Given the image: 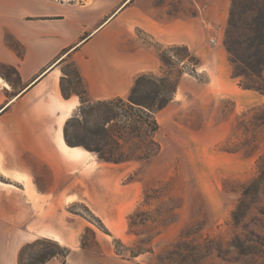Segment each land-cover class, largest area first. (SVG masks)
I'll use <instances>...</instances> for the list:
<instances>
[{"label":"crops","instance_id":"crops-1","mask_svg":"<svg viewBox=\"0 0 264 264\" xmlns=\"http://www.w3.org/2000/svg\"><path fill=\"white\" fill-rule=\"evenodd\" d=\"M171 1L0 0V63L14 66L19 77L15 86L0 73V176L6 180L0 181V264H18L21 248L41 238L71 250L45 264H123L98 232L94 247L82 246L89 225L67 212L74 202L88 205L122 240L134 239L126 228L141 190L121 179L135 166L65 141V124L81 103L76 93L63 95L68 64L91 101L126 98L139 75L163 72L160 45H187L200 58L198 72L209 78L181 74L174 99L156 114L160 127L181 134L213 129L222 98L237 108L263 101L231 76L217 31L205 26L207 14L189 13L186 0Z\"/></svg>","mask_w":264,"mask_h":264},{"label":"rangeland","instance_id":"rangeland-1","mask_svg":"<svg viewBox=\"0 0 264 264\" xmlns=\"http://www.w3.org/2000/svg\"><path fill=\"white\" fill-rule=\"evenodd\" d=\"M186 2L189 13L207 14L205 26L217 31L231 76L261 94L263 101L237 108L232 99L222 98L213 129L181 134L162 126L154 136L150 111L129 105L127 98L84 104L65 124L68 137L97 149L93 153L98 156L135 166L121 179L123 184L138 183L141 190L126 228L134 239L114 235L83 202L69 204L67 212L88 222L84 245L94 247L98 232L112 241L123 264H264V0ZM220 13L226 15L225 22L217 19ZM173 53L176 57L156 73L171 83L183 74V67L191 68L181 62L184 50ZM65 70V93L82 92L75 66L68 64ZM0 73L18 85L13 70L0 65ZM0 181L6 180L0 176ZM54 249L50 242H39L23 252V261L29 264L42 251Z\"/></svg>","mask_w":264,"mask_h":264},{"label":"trees","instance_id":"trees-1","mask_svg":"<svg viewBox=\"0 0 264 264\" xmlns=\"http://www.w3.org/2000/svg\"><path fill=\"white\" fill-rule=\"evenodd\" d=\"M179 50L185 51V55L182 58L181 62L183 64L189 65L191 67L189 70H187L186 67H183L182 73H189V74L195 75L197 78H199L201 80H205V79L209 78L207 75L204 78L201 77V74L198 72V67L200 65V58L198 56L194 55L193 53H191L188 46L184 45V44H173V45L168 46L167 48L161 47V45L159 46V55H160V59H161L162 64H163V68L169 64V60L171 61V57H176V55L173 52L179 51ZM168 55H170V59H169ZM0 65L13 70L16 74L18 73L14 66L1 64V63H0ZM1 74L5 78L9 79L8 76L3 75V73H1ZM67 75H68V73H67ZM77 76H78L79 80L82 82L78 70H77ZM145 84H150L149 86H147V89L145 88L146 87ZM239 85L245 89H252L248 86L244 87L241 84H239ZM177 88H178V79L171 83V80L168 78V76L159 77L155 73H143L137 77V79H136V81H135V83L131 89L130 94L126 97L128 99L129 105H131V106L137 105L140 108L148 109L150 111V113L152 115L151 116V122H152L151 126H152L153 136L159 130V127H160L159 122H158L157 117H156V114L159 110L164 108L166 105H168L174 99L175 93L177 92ZM62 89H63V95L65 97L68 96L65 93V90L63 87H62ZM257 90L261 91L260 89H257ZM76 94L80 97V101H81L80 106L78 107V110L81 109V107L84 104L89 103L91 101L86 95L85 88L83 89L82 92L76 93ZM124 99L125 98H115V100H120V101L124 100ZM100 101H108V100H100ZM109 101H113V99H111ZM76 112L70 119L77 116ZM69 120L67 121L66 125L68 124ZM64 136H65L66 143L70 146H84L85 148H87L91 152L98 151L97 149L91 148V146H89L87 144L72 141L68 137L66 126H65ZM155 143H158V142H155ZM157 145H158V149H160V144L158 143ZM98 157L104 161H107V162H115V163L121 162L120 160H114V159L106 158L103 155H99ZM88 210L91 214H93V212L89 208H88ZM108 233H110V232L108 231ZM43 241L44 242H50V243L54 244L55 249L54 250H46L45 252L42 251L29 264H45L52 257H59V256H61L63 259H65L66 256L71 251L68 247L61 246V244L58 243L57 241H54L51 239H38L32 243L26 244L25 246H23L21 248V250L19 252L18 264H25L23 261V252L28 247H34L37 245V243L43 242ZM81 244L83 246H86V245H84L83 241L81 242Z\"/></svg>","mask_w":264,"mask_h":264},{"label":"built area","instance_id":"built-area-1","mask_svg":"<svg viewBox=\"0 0 264 264\" xmlns=\"http://www.w3.org/2000/svg\"><path fill=\"white\" fill-rule=\"evenodd\" d=\"M208 26H211L210 24H207ZM211 42L213 43V44H216L217 43V40H216V38L215 37H213L212 39H211Z\"/></svg>","mask_w":264,"mask_h":264},{"label":"bare ground","instance_id":"bare-ground-1","mask_svg":"<svg viewBox=\"0 0 264 264\" xmlns=\"http://www.w3.org/2000/svg\"><path fill=\"white\" fill-rule=\"evenodd\" d=\"M0 80H1V78H0Z\"/></svg>","mask_w":264,"mask_h":264}]
</instances>
